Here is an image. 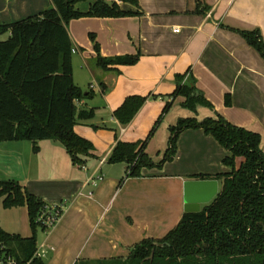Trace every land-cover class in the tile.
Masks as SVG:
<instances>
[{"label": "crops", "instance_id": "crops-1", "mask_svg": "<svg viewBox=\"0 0 264 264\" xmlns=\"http://www.w3.org/2000/svg\"><path fill=\"white\" fill-rule=\"evenodd\" d=\"M88 3L80 9L86 11ZM200 3L138 0L139 7L120 5L139 14L68 22L72 77L90 94L77 107L95 112L91 119L77 121L74 130L93 144V158L82 166L73 164L58 140H39L38 151L30 140L0 141V181L14 180L48 204L65 205L53 228L37 232L38 243L53 247L44 258L46 264L127 257L131 245L161 238L179 222L184 212L183 183L189 175L229 171L222 161L227 150L201 128L182 131L174 158L162 168L142 169L139 177L126 178L125 164L106 162L117 141L145 139L168 101L172 105L145 148L154 162L167 148L169 126L180 117L214 116L206 107L197 112L182 107L183 96L170 97L178 74L188 71L214 110L231 124L258 132L264 151V59L240 34L258 29L264 38V0ZM51 6V0H0V24ZM89 33L102 57L139 54L138 60L103 69L96 63ZM226 94L229 106L224 103ZM130 95L147 98L131 121L121 125L113 113ZM98 173L103 178L92 187L88 179ZM6 208L10 220L0 218L1 230L30 236L27 207Z\"/></svg>", "mask_w": 264, "mask_h": 264}, {"label": "trees", "instance_id": "trees-1", "mask_svg": "<svg viewBox=\"0 0 264 264\" xmlns=\"http://www.w3.org/2000/svg\"><path fill=\"white\" fill-rule=\"evenodd\" d=\"M88 9L76 5L88 2ZM52 6L18 21L0 24V141L30 140L38 151L39 140H58L66 148L73 164L83 165L93 158V144L74 130L79 120L94 116V109L78 110L77 101L90 96L84 93L72 77L73 43L67 24L81 17H123L139 14L120 5L139 7L138 0H51ZM199 6L200 0H196ZM248 44L264 59V38L258 29L240 31ZM96 63L103 69L110 65L133 64L139 54L104 58L93 33ZM183 96L182 107L197 112L198 107L214 111V116L196 119L180 117L169 126L167 148L154 162L146 153L147 141L154 134L171 101L164 104L161 115L145 139L117 141L107 157V163L126 165L125 176L139 177L144 168H162L174 158L177 140L186 129L201 128L228 152L222 161L229 171L216 174H192L190 179H218L216 197L202 204L198 212L182 213L179 222L161 238L148 237L133 244L127 257L79 260L75 264H264V151L258 132L231 124L214 110L203 91L195 86L188 71L178 74L170 97ZM147 96L130 95L114 110L121 125H126ZM226 106L231 104L225 95ZM237 158L240 162L237 163ZM123 179H121V183ZM120 183V184H121ZM3 207L26 206L31 235L21 237L5 233L0 238L15 257L27 264H46L34 256L37 232L44 227L38 217L45 201L29 193L18 182L0 181Z\"/></svg>", "mask_w": 264, "mask_h": 264}, {"label": "built area", "instance_id": "built-area-1", "mask_svg": "<svg viewBox=\"0 0 264 264\" xmlns=\"http://www.w3.org/2000/svg\"><path fill=\"white\" fill-rule=\"evenodd\" d=\"M178 29H176L177 31ZM79 101H77L78 103ZM103 160H100L99 163H101ZM103 175L98 173L93 176H91L88 179V184H90L92 187L97 185L100 180H102ZM89 195L92 194V191L88 192ZM64 203H47L43 209L41 210V213L39 215L38 222L41 224V226L44 227V230H49L53 228L59 221V217L61 216L63 210H64ZM53 247L42 241L41 243L37 244V248L34 252V256L39 258H45L48 254L47 252L49 250H52ZM0 264H27L19 261L15 255H13L8 245L0 238Z\"/></svg>", "mask_w": 264, "mask_h": 264}, {"label": "water", "instance_id": "water-1", "mask_svg": "<svg viewBox=\"0 0 264 264\" xmlns=\"http://www.w3.org/2000/svg\"><path fill=\"white\" fill-rule=\"evenodd\" d=\"M218 179H185L184 211L198 212L202 204L211 202L218 192Z\"/></svg>", "mask_w": 264, "mask_h": 264}, {"label": "rangeland", "instance_id": "rangeland-1", "mask_svg": "<svg viewBox=\"0 0 264 264\" xmlns=\"http://www.w3.org/2000/svg\"><path fill=\"white\" fill-rule=\"evenodd\" d=\"M87 4V2H80V3H78V7L79 8H84V6ZM36 13H39V12H36ZM32 15H36V14H32ZM28 16H31V15H28ZM27 17V16H26ZM1 38H7V33L6 34H4V35H2V37ZM176 145H177V143H176ZM177 147H178V145H177ZM237 163H239L241 160H240V158H237ZM0 218L2 219V220H4V221H9L10 220V215L8 214V210H7V208H4L3 207V204H2V198H0ZM38 237H37V239H40V233H38V235H37Z\"/></svg>", "mask_w": 264, "mask_h": 264}]
</instances>
